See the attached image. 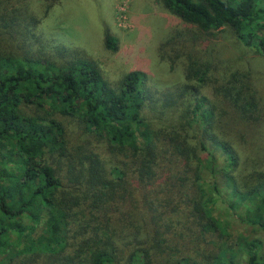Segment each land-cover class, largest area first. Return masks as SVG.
I'll list each match as a JSON object with an SVG mask.
<instances>
[{"label":"trees","instance_id":"trees-1","mask_svg":"<svg viewBox=\"0 0 264 264\" xmlns=\"http://www.w3.org/2000/svg\"><path fill=\"white\" fill-rule=\"evenodd\" d=\"M161 3L191 27L185 40L229 29L264 53V0ZM39 18L30 0H0V264H264V170L239 168L237 150L264 121L250 71L216 83L233 109L215 111L196 95L211 62L187 53L199 83L181 104L189 85L155 96L138 69L109 82L82 51L41 38ZM66 117L108 157L72 143Z\"/></svg>","mask_w":264,"mask_h":264},{"label":"rangeland","instance_id":"rangeland-1","mask_svg":"<svg viewBox=\"0 0 264 264\" xmlns=\"http://www.w3.org/2000/svg\"><path fill=\"white\" fill-rule=\"evenodd\" d=\"M48 1L52 5L41 16L43 3L46 1L30 0L33 10L40 16L37 34L45 41L53 42L52 44L82 51L98 64L109 82L117 81L129 70H142L146 73L147 85L155 96L161 95V92H171L179 84L189 85L183 98H179L183 104L192 99V94L187 91L193 84L199 83L192 72L195 68L193 64L186 72L189 78L185 77L186 66L189 65L186 56L188 53V57L199 65L204 66L209 60L211 62L208 74H211L212 81L201 85L196 95L213 102L215 111L233 109L230 104L219 103L218 95L214 94V86L216 83H224L230 78V74L238 70L250 71L251 79L248 81L254 87L260 103L264 104V53L257 54L252 48L244 46L229 29L215 34H202L200 38L195 35L194 38L185 40L192 31L191 27L170 13L161 0ZM106 34L116 39L114 50L105 47ZM175 37L181 42L166 45L167 41L175 42ZM205 60L206 63L203 64ZM221 76H224L223 79ZM147 114L155 113L149 111ZM63 121L72 143L88 138L92 148L101 157H108L104 144L93 136H88L77 119L66 117ZM256 129L258 132L255 135L253 132L249 133L245 143L237 145L241 155L239 168L245 172L251 169L264 170V121ZM234 227L244 232L248 226L235 223ZM203 245L205 249L211 247L210 244Z\"/></svg>","mask_w":264,"mask_h":264}]
</instances>
